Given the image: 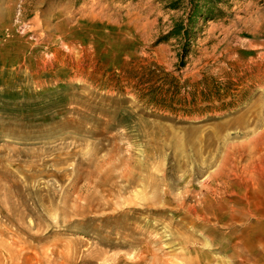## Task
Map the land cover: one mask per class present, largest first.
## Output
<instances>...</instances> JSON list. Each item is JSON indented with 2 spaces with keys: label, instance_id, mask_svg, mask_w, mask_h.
Returning <instances> with one entry per match:
<instances>
[{
  "label": "rangeland",
  "instance_id": "obj_1",
  "mask_svg": "<svg viewBox=\"0 0 264 264\" xmlns=\"http://www.w3.org/2000/svg\"><path fill=\"white\" fill-rule=\"evenodd\" d=\"M182 5L0 0V264H264V0L197 20L187 53L161 41ZM148 70L228 95L157 113Z\"/></svg>",
  "mask_w": 264,
  "mask_h": 264
},
{
  "label": "trees",
  "instance_id": "obj_2",
  "mask_svg": "<svg viewBox=\"0 0 264 264\" xmlns=\"http://www.w3.org/2000/svg\"><path fill=\"white\" fill-rule=\"evenodd\" d=\"M229 2L230 0H181L185 8V18L174 22L161 41H168L172 38L183 40V53H187L188 40L191 38V25L197 20L207 22L224 18V10L229 6ZM170 5L179 6L175 2ZM180 64L184 66L182 55ZM144 72L145 74L138 76L139 80H136L137 83L133 88L140 102L157 113H168L174 116L191 115L200 110L196 108L197 96L204 103H212L213 101L221 102L222 98L228 95L224 86L211 80L192 85V90L187 91V83L181 85L178 79L168 73L161 72V76H158V71L155 70ZM189 96L191 100L188 99Z\"/></svg>",
  "mask_w": 264,
  "mask_h": 264
},
{
  "label": "bare ground",
  "instance_id": "obj_3",
  "mask_svg": "<svg viewBox=\"0 0 264 264\" xmlns=\"http://www.w3.org/2000/svg\"><path fill=\"white\" fill-rule=\"evenodd\" d=\"M21 17L24 18V15L19 13L17 16H16V19L17 21L20 20L21 21ZM130 172V171H129ZM104 178V177H103ZM117 178L121 179L122 181H127V174L124 173V174H121L120 176H117ZM115 179L113 178H109L107 180L104 181V184L102 186L99 187V191L101 192V195H100V198H99V201H106V202H112V195H111V192L110 190H103L101 189L102 187L104 188H110V186H113L114 185V182ZM90 185H93V181L92 182H89ZM111 198V199H110ZM102 207H105L103 209L105 210H112L113 212L114 211H117V208L118 206L117 205H114L113 208H110L107 204H104ZM151 239L149 238L148 241H150ZM238 246H234L233 249H231V251H229L231 254L233 253L234 256L236 255V257L239 259V262L241 264H244L245 261H246V249L243 248V249H240L241 251H238ZM141 250H143V258L146 260L147 257H152V260L154 261V254H153V251L148 248V244H145L141 247ZM241 252V253H240ZM143 259V260H144ZM168 260H167V256L163 259H161L160 261V264H167ZM153 264V262L151 263Z\"/></svg>",
  "mask_w": 264,
  "mask_h": 264
}]
</instances>
